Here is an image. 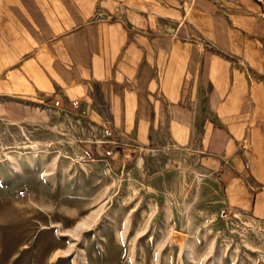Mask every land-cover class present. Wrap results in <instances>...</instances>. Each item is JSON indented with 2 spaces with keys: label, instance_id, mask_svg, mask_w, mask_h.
<instances>
[{
  "label": "crops",
  "instance_id": "0c3cea01",
  "mask_svg": "<svg viewBox=\"0 0 264 264\" xmlns=\"http://www.w3.org/2000/svg\"><path fill=\"white\" fill-rule=\"evenodd\" d=\"M259 12L255 0H0V119L60 126L88 154L189 150L230 211L264 221Z\"/></svg>",
  "mask_w": 264,
  "mask_h": 264
},
{
  "label": "rangeland",
  "instance_id": "374dc122",
  "mask_svg": "<svg viewBox=\"0 0 264 264\" xmlns=\"http://www.w3.org/2000/svg\"><path fill=\"white\" fill-rule=\"evenodd\" d=\"M73 137L0 119V264H264V221L189 150Z\"/></svg>",
  "mask_w": 264,
  "mask_h": 264
},
{
  "label": "built area",
  "instance_id": "2783aa9c",
  "mask_svg": "<svg viewBox=\"0 0 264 264\" xmlns=\"http://www.w3.org/2000/svg\"><path fill=\"white\" fill-rule=\"evenodd\" d=\"M259 5H260V12H259V15L264 18V0H255ZM55 105L56 106H60L62 105L61 101L60 100H56L55 101ZM72 107L76 108V109H79L80 108V102L78 100H74L72 103H71ZM105 133L107 135H111L112 132L109 130V129H106L105 130ZM112 151L110 149H107L106 150V154H110Z\"/></svg>",
  "mask_w": 264,
  "mask_h": 264
}]
</instances>
